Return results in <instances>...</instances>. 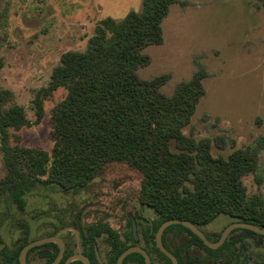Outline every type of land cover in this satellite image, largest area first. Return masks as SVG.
I'll return each mask as SVG.
<instances>
[{"label": "trees", "instance_id": "trees-1", "mask_svg": "<svg viewBox=\"0 0 264 264\" xmlns=\"http://www.w3.org/2000/svg\"><path fill=\"white\" fill-rule=\"evenodd\" d=\"M175 3L179 1L142 0L140 10H130L120 19L103 17L83 50L62 53L48 84L31 99L38 123L44 118L45 101L54 91L64 90L51 109L49 150L21 143L16 131L30 122L12 93L0 88V154L5 169L0 206L23 210L25 195L38 185H55L63 191L82 188L106 164L118 162L140 172L139 203L165 218L198 222L221 212L264 218V197L249 195L242 181L257 168L258 147H238L226 156H215L209 139L183 134L206 93L203 80L209 73L199 56L194 57L191 76L177 82L169 95L159 90L167 75L142 78L137 72L149 61L145 46L163 42L162 22ZM106 230L104 223L78 229L82 253L91 264H98L93 242L97 244L96 238ZM116 240L103 264H115L127 247ZM29 241L27 229L11 249L0 239V264H19V251ZM32 252L42 264H49L58 246L48 242L30 248L27 264ZM74 252L75 243L59 264ZM133 258L143 263L140 254L131 253L123 264Z\"/></svg>", "mask_w": 264, "mask_h": 264}, {"label": "rangeland", "instance_id": "rangeland-1", "mask_svg": "<svg viewBox=\"0 0 264 264\" xmlns=\"http://www.w3.org/2000/svg\"><path fill=\"white\" fill-rule=\"evenodd\" d=\"M162 22L163 42L147 45L142 78L167 75L159 86L171 94L195 69L199 56L209 73L205 95L198 102L183 134L207 138L213 155L226 156L234 148L257 146L254 172L242 177L249 195L264 197V0H178ZM142 0H0V88L12 93L30 124L16 133L25 146H52L51 109L64 90L45 101L44 118L34 122L31 99L49 82L62 53L83 50L97 20L122 18L140 10ZM0 154V179L4 175ZM140 172L126 163L106 164L84 187L63 191L38 185L25 195L23 210L0 206V239L11 249L27 229L30 240L65 227L84 229L107 220L124 207L139 204ZM150 211V209H148ZM24 225V226H22ZM98 253L107 250L104 235ZM29 264H42L35 252Z\"/></svg>", "mask_w": 264, "mask_h": 264}, {"label": "flooded vegetation", "instance_id": "flooded-vegetation-1", "mask_svg": "<svg viewBox=\"0 0 264 264\" xmlns=\"http://www.w3.org/2000/svg\"><path fill=\"white\" fill-rule=\"evenodd\" d=\"M111 219L118 220V223L115 227L106 224L107 230L103 235L107 250L116 237L119 245H136L144 249L151 264H173L171 257L156 242L158 228L170 219L154 208L140 203L124 207L118 212V216L107 217V220ZM131 221L135 226V234L132 233ZM190 223L202 236L179 223L165 226L160 233L162 246L174 257L176 264H264V218H258L251 213L221 212L212 219ZM226 230L224 238L219 242ZM59 237L64 242V251L75 243L76 252V236L72 231H64ZM94 245L96 246L93 242V251ZM132 253L140 254L143 263L133 258L125 264H145L141 253ZM98 255L103 264L105 256L102 257L100 253ZM87 258L91 264V259Z\"/></svg>", "mask_w": 264, "mask_h": 264}, {"label": "water", "instance_id": "water-1", "mask_svg": "<svg viewBox=\"0 0 264 264\" xmlns=\"http://www.w3.org/2000/svg\"><path fill=\"white\" fill-rule=\"evenodd\" d=\"M172 223H179V224H182L184 226H187L189 228H191L192 230H194L195 232H197L198 234H200L198 232V230L187 220H183V219H170V220H166L165 222H163L160 227L158 228V231L156 233V242H157V245L159 246V248L165 253L167 254L168 256L171 257L172 261H173V264H176V261L174 259V257L162 246L161 242H160V233L161 231L163 230V228L169 224H172ZM131 228H132V233L135 234V226H134V223L133 221H131ZM229 229V228H228ZM227 229V230H228ZM72 231L75 236H76V252L67 256L65 258V260L61 263V264H69L70 262L74 261V260H79L82 262V264H90V261L89 259L82 253L81 251V248H80V245H79V235H78V231L73 228V227H65V228H61L60 230L56 231L54 234L52 235H49V236H45V237H42V238H39V239H34V240H31L29 241L28 243H26L25 245H23L19 251V254H18V261H19V264H27V261H26V254L28 252V250L34 246H38V245H41V244H44V243H48V242H53L55 243L57 246H58V253L57 255L54 257V259L49 263V264H58L63 256V252H64V242L63 240L59 237V235L64 232V231ZM227 230L223 233L221 239L219 240V242L222 241V239L224 238ZM201 235V234H200ZM202 236V235H201ZM132 252H139L143 255L144 257V262L145 264H151L150 263V260H149V257H148V254L144 251V249L140 248L139 246H136V245H131L127 248H125L116 258V262L115 264H123V260L124 258L132 253ZM94 254H95V257L98 261L99 264H102V261L98 255V252H97V248L96 246L94 245Z\"/></svg>", "mask_w": 264, "mask_h": 264}]
</instances>
